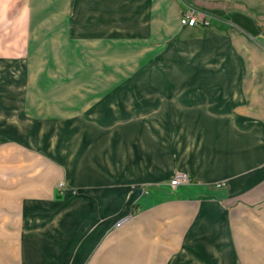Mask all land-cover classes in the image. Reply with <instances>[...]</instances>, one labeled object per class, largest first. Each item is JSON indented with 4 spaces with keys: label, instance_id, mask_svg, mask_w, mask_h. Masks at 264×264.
<instances>
[{
    "label": "crops",
    "instance_id": "1",
    "mask_svg": "<svg viewBox=\"0 0 264 264\" xmlns=\"http://www.w3.org/2000/svg\"><path fill=\"white\" fill-rule=\"evenodd\" d=\"M29 6L109 55L138 33L172 67L76 90L84 114L62 157L29 153L21 183L0 185V264H264V0ZM187 8L210 24L181 26ZM176 173L189 183L170 187Z\"/></svg>",
    "mask_w": 264,
    "mask_h": 264
},
{
    "label": "rangeland",
    "instance_id": "2",
    "mask_svg": "<svg viewBox=\"0 0 264 264\" xmlns=\"http://www.w3.org/2000/svg\"><path fill=\"white\" fill-rule=\"evenodd\" d=\"M66 23L61 15L32 9L29 0H0V185L14 184L17 177L21 183L17 164H30L29 153L62 157L84 114L76 90L91 86L93 73L104 74L100 88L107 91L135 82L128 79L132 75L171 71L164 48L154 42L146 47L138 33L128 39L119 33L109 55L104 39L68 29Z\"/></svg>",
    "mask_w": 264,
    "mask_h": 264
},
{
    "label": "built area",
    "instance_id": "3",
    "mask_svg": "<svg viewBox=\"0 0 264 264\" xmlns=\"http://www.w3.org/2000/svg\"><path fill=\"white\" fill-rule=\"evenodd\" d=\"M212 16L209 13L200 11L194 8H187L184 10L180 17H179V24L181 26L186 27H193V26H200V27H207L210 24ZM189 177L185 173H176L174 177L169 181V185L172 188H175L181 184L189 183ZM224 185L223 181L215 183V187H222ZM59 186L61 184L59 183ZM117 223L116 225H119Z\"/></svg>",
    "mask_w": 264,
    "mask_h": 264
}]
</instances>
